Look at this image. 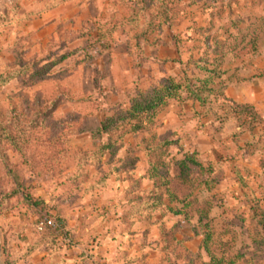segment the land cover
Here are the masks:
<instances>
[{
  "label": "rangeland",
  "instance_id": "374dc122",
  "mask_svg": "<svg viewBox=\"0 0 264 264\" xmlns=\"http://www.w3.org/2000/svg\"><path fill=\"white\" fill-rule=\"evenodd\" d=\"M52 1L15 0L19 16L0 22V77L46 71L0 78V123L11 138L0 146V264H264V121L226 96L264 93V0H64L46 8ZM164 7L169 22L144 35ZM126 17L135 23L114 43L88 47L101 23ZM213 69L220 76L204 105L182 93L146 133L174 143L160 160L181 215L163 206L162 189L154 194L150 157L132 135L110 165L105 156L93 165L95 141L78 131L156 79L194 81ZM185 153H196L197 166L180 168ZM18 186L44 210H27ZM43 213L64 221L50 248L37 230Z\"/></svg>",
  "mask_w": 264,
  "mask_h": 264
},
{
  "label": "trees",
  "instance_id": "16d2710c",
  "mask_svg": "<svg viewBox=\"0 0 264 264\" xmlns=\"http://www.w3.org/2000/svg\"><path fill=\"white\" fill-rule=\"evenodd\" d=\"M156 1L157 0L152 1L150 4L154 5ZM62 2H64V0H54L50 4H47L46 8L54 7ZM157 4L159 3L157 2ZM160 5H163V2H160ZM168 16L167 9L164 7L160 13H157L150 18L149 22L143 29V34L146 35L150 32L158 31L161 24L169 22L168 20L170 17ZM4 19H7V17H0V22ZM133 23H135V19L131 17L112 19L101 23L98 26L97 35L95 37L96 39L92 38L89 40L88 47L93 48L95 45L100 44L101 48L104 50L107 43L111 42V37H113L117 31L123 30L125 27H130ZM77 51V49L69 50L59 58V62L73 57ZM202 71H204L206 75H209L203 77V79H194V81L193 79H182L181 77L172 76H164L156 79L144 88L136 89L135 92L127 98L126 102L117 105L110 115L105 116L104 119L97 122L95 126L85 127L82 125L85 128H83L82 131H78H88L91 134L92 139L95 141V149L89 154L91 155L93 165L95 166L101 165L100 159L103 156L107 157V164L110 165V163L115 160L118 150L122 148L125 137L132 135L136 138V148H139L143 152H147L150 157L147 178L154 186V194H156L159 189H162L167 198V205L164 204L163 206L175 215H181L182 211L171 209L172 203L177 200L176 194L170 188L169 184L171 181H167L166 165L160 160L161 156L164 154V150L170 148L174 143L167 141L164 137L156 138L155 135L146 133L150 131L151 127H153L156 116L164 106L171 100H181L182 93L187 94L188 99L194 100L200 105L205 104L207 101L205 94L210 92L209 86H211L214 79L219 78L220 74L217 73L216 69H213L211 72L208 70ZM44 72L46 71L41 70L36 66H32L27 69L10 71L8 74L1 76L0 78L2 84H5L14 78H19L27 74L30 78L35 79L40 77L41 74H44ZM73 125L74 124L72 123V125L66 126L64 129V132L66 133L64 134H68V132L69 134L73 133L69 131V128ZM73 128L75 127H72V129ZM6 133V129H4L0 123V146L1 144L4 145L10 143L7 141L11 140V138ZM61 134L62 132L59 131V135ZM60 142L63 143V141ZM194 157H197L196 153H185L182 161H180L178 165L180 168L186 170L188 169V167L186 168V164L188 165V163L197 166V161ZM124 160L126 162L128 158L126 157ZM116 162L118 161L116 160ZM133 163L134 161L132 160L125 166L129 168ZM105 178L108 179L109 174L106 175ZM18 187L22 190V204L27 210L33 213H40L44 210V206L41 202L33 200L28 195V190L21 186ZM148 201L154 205L153 208H157L155 206H159L161 200L160 196H157ZM187 205L188 203H186V205L184 204V208H186ZM134 206L139 207V204L135 203ZM38 218L40 219L38 224H42L40 243L50 248L51 243L54 242L57 237L64 234V221L55 218L53 219L44 213L38 216ZM48 223H50V225ZM260 225L261 231L264 234V220L260 222ZM259 242L264 245V235H262ZM11 262L12 260L5 262V264H12Z\"/></svg>",
  "mask_w": 264,
  "mask_h": 264
},
{
  "label": "crops",
  "instance_id": "0c3cea01",
  "mask_svg": "<svg viewBox=\"0 0 264 264\" xmlns=\"http://www.w3.org/2000/svg\"><path fill=\"white\" fill-rule=\"evenodd\" d=\"M14 2L15 0H0V17L6 16L8 18H12L14 16H19L18 12L20 14V11L18 10V7ZM226 96L235 103L253 107L257 114L260 116V119L264 121V102H262V100H264V93H262L261 95H252L247 100H245L241 94L231 96L229 93H227Z\"/></svg>",
  "mask_w": 264,
  "mask_h": 264
},
{
  "label": "built area",
  "instance_id": "2783aa9c",
  "mask_svg": "<svg viewBox=\"0 0 264 264\" xmlns=\"http://www.w3.org/2000/svg\"><path fill=\"white\" fill-rule=\"evenodd\" d=\"M48 224L50 225V223H48ZM41 228H42V224H38V225H37V230H38V231H41Z\"/></svg>",
  "mask_w": 264,
  "mask_h": 264
}]
</instances>
